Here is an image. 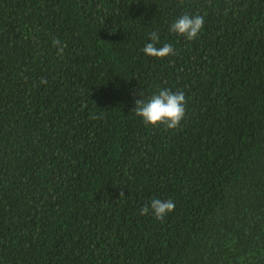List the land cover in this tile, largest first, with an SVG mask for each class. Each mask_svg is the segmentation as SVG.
<instances>
[{"label": "trees", "instance_id": "1", "mask_svg": "<svg viewBox=\"0 0 264 264\" xmlns=\"http://www.w3.org/2000/svg\"><path fill=\"white\" fill-rule=\"evenodd\" d=\"M0 264H264V0H0Z\"/></svg>", "mask_w": 264, "mask_h": 264}, {"label": "clouds", "instance_id": "2", "mask_svg": "<svg viewBox=\"0 0 264 264\" xmlns=\"http://www.w3.org/2000/svg\"><path fill=\"white\" fill-rule=\"evenodd\" d=\"M183 0H181V3ZM204 17L202 15L190 16L184 14L178 17L170 25V31L178 36L185 37L188 41L196 39L203 30ZM152 42L147 43L142 49L143 53L150 57L165 58L175 55V49L171 43H165L162 47H156L159 43V34L153 31L150 34ZM53 47L57 48V55L63 56L66 44L56 38L52 41ZM47 81L41 78L40 83L45 84ZM136 116L140 117L146 126L159 127L164 125L169 130H176L185 118L186 114V98L181 92H172L169 89H161L158 94H153L149 98L138 99L135 101V107L132 110ZM120 193L118 200L123 197ZM175 209V204L171 199L161 200L153 199L149 205H145L140 209V214L146 216L150 213L157 220H163L169 213Z\"/></svg>", "mask_w": 264, "mask_h": 264}]
</instances>
